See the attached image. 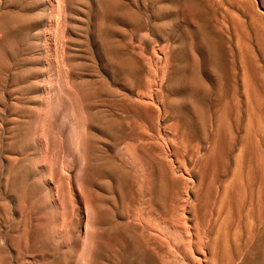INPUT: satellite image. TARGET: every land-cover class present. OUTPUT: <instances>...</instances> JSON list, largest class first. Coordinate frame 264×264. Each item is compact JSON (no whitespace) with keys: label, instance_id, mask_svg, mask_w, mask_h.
Segmentation results:
<instances>
[{"label":"rangeland","instance_id":"1","mask_svg":"<svg viewBox=\"0 0 264 264\" xmlns=\"http://www.w3.org/2000/svg\"><path fill=\"white\" fill-rule=\"evenodd\" d=\"M231 9L0 0V264L178 263L180 213L206 220L249 111L264 161V33L244 16L232 32ZM252 217L221 264H264V205Z\"/></svg>","mask_w":264,"mask_h":264},{"label":"bare ground","instance_id":"2","mask_svg":"<svg viewBox=\"0 0 264 264\" xmlns=\"http://www.w3.org/2000/svg\"><path fill=\"white\" fill-rule=\"evenodd\" d=\"M226 1L229 2L232 8L228 10L230 16L229 26L232 32H235L236 23H243L240 16H244L246 25L251 30L258 29L264 33V18L255 10L251 1ZM59 3L60 2H58V5L56 3V5L59 6ZM261 6L264 7V0H261ZM194 70L195 69H193V71ZM248 120V141L238 149L237 153H235L230 178H228V180L226 179L223 184L217 188L215 200L206 220L203 222L195 220L191 222L190 214L188 213L190 210H188V207L186 208L188 211L183 213V209L181 213L178 212L181 214V222L178 221L182 224L185 235L179 236V238H171V242L178 253L176 259L179 264H221L222 257L229 242L233 240L235 236H238L241 230L243 232L249 231L253 222L252 209L254 208L255 211L259 212L264 205V161L259 157L253 158V135L258 131H262V126L259 118L251 111L248 112ZM173 163L170 161L168 164L171 175L175 177L177 175L176 173H178V167L176 168L177 165L175 166V163ZM185 171L187 180L182 182L187 192L185 191L186 197L184 196V199H187V196L190 199V196L194 193L193 188L195 180L193 166L189 164ZM181 173L182 172H180V174ZM252 199H254L253 204ZM191 203V200H189L188 204L190 205ZM234 207L238 210L239 220H236V215L233 213ZM180 223H177V225ZM116 227L117 225L115 228ZM127 234L124 235L131 241L130 236ZM164 237L166 236L162 237L163 240L165 239ZM262 253H264V251ZM143 255V252L137 251L133 257L134 263L144 264L142 261ZM172 259H175V257H172Z\"/></svg>","mask_w":264,"mask_h":264}]
</instances>
